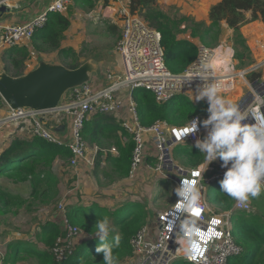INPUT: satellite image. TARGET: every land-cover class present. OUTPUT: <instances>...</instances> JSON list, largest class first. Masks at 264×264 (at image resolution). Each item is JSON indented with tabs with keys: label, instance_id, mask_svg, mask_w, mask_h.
<instances>
[{
	"label": "built area",
	"instance_id": "obj_1",
	"mask_svg": "<svg viewBox=\"0 0 264 264\" xmlns=\"http://www.w3.org/2000/svg\"><path fill=\"white\" fill-rule=\"evenodd\" d=\"M11 1L0 0V6L9 7ZM72 1L50 0L40 13L24 23L0 26V47L11 48L30 40L34 32L46 23L49 13H63ZM113 1L120 21V36L116 47L120 57V70L113 72L107 69L104 74L107 84L98 89H93L89 82L69 89L62 99L64 102H60L55 109L9 108L8 113L0 118V126L28 121L33 135L68 146L71 153L68 158L69 165L74 169L86 162L87 143L83 138L82 129L87 115L96 112L114 115L133 141L129 177L138 176L146 165L149 171L172 180L176 188L181 179L193 178V173H200L198 179L206 207L203 214L196 219L204 229L212 227L219 233L217 237L204 244L206 250L203 251L202 256L196 261H189L184 254L185 237L180 229V223L187 214L175 208L178 199L176 196L167 209L156 213L152 222L149 220L131 237L130 245L133 253L126 260L127 264H173L177 259L192 264H228V259L241 254L243 247L233 238L229 224L230 213H214L203 197L206 189L204 185L215 179L221 180L226 169L221 168L222 162L218 163L216 169L209 164L183 169L173 162L170 153L172 147L177 144L195 145L197 139H203L205 128L199 122L207 117L193 116L183 126H172L160 119L150 125H142L132 93L135 89L144 88L154 94L158 103H166L176 95L196 94L197 86L203 83L200 78V64L202 61L211 60L215 63L216 70L206 75H209L210 79L223 80L227 86V91L224 93L233 91L236 80L246 79L248 72L259 73L257 78L252 82L249 81L248 89H242L240 96L235 100L242 109L247 108L249 117L245 122L254 123L252 117L264 120V60L249 69L238 70L232 44L222 41L214 48L199 44L195 60L182 73H172L165 65L160 32L150 27L139 14L132 12L128 0ZM189 80L191 82H188ZM202 101L207 104L206 100ZM52 113H55L52 119L56 125L65 115L71 117L70 142L59 141L51 133L47 121ZM192 120H198V127L194 133L187 134L184 128L190 127ZM113 149L116 152V149ZM147 156L153 157L152 164H145ZM169 171L172 175L168 173ZM173 172L176 175H173ZM207 173L215 174L211 178H206ZM58 208L62 212L60 221L63 233L56 238L51 252L56 261H64L73 253L80 230L67 220L62 203ZM234 209L249 213L251 203L243 205L235 201ZM213 220L216 221L215 224H212Z\"/></svg>",
	"mask_w": 264,
	"mask_h": 264
},
{
	"label": "trees",
	"instance_id": "obj_2",
	"mask_svg": "<svg viewBox=\"0 0 264 264\" xmlns=\"http://www.w3.org/2000/svg\"><path fill=\"white\" fill-rule=\"evenodd\" d=\"M72 2L89 9L94 8L96 4V0H73ZM128 2L132 12L139 14L150 27L160 32L165 65L172 73H182L195 60L197 45L193 39L199 40V43L203 45L220 43L223 34L220 20H225L233 29V41L244 53L248 52V47L240 33V26L257 20L263 23L253 24L251 29L264 33V0H219L209 10V24L201 23L203 27L199 30L194 26L189 27L190 39L178 36L179 24L184 21L179 19L175 21L174 18L156 8L154 0H128ZM73 8V5H69L65 13H49L46 23L34 32L29 46L23 45L6 51L3 55L5 61L3 72L12 77L25 74V61L34 54L38 56L57 51L66 58L76 57L74 49L61 47L64 35L71 25L70 17L73 14ZM246 11L251 12L249 19H246L243 14ZM81 64L82 62L77 60L63 63L70 69L77 68ZM258 76L257 72L246 74L250 82ZM132 96L137 104L138 117L142 125H150L153 121L160 119L172 126H183L193 116H205L208 108L205 102L193 103L185 95H176L166 103H158L154 94L144 88L135 89ZM82 135L90 146L98 148L93 162L95 175L102 168L103 161L118 178H126L129 175L133 141L114 115L96 112L86 117ZM124 138L127 140L125 141ZM110 145L116 148V154L101 151ZM175 153L182 156L183 162L189 167L197 166L205 160L204 154L190 143L176 146ZM70 155V149L66 144L53 143L35 135L29 139L15 137L0 153V175L4 174L13 181H29L32 187L31 194L51 203L58 194L57 178L52 171L53 163L56 159H68ZM218 181V179L212 180L208 185L209 189L216 187ZM217 198L227 200L228 205L233 201V198L224 195L221 190L212 199L218 200ZM19 199H21L20 196L11 194L0 186L1 206H7L10 202ZM64 210L67 220L87 235L86 239L75 246L73 253L67 259L56 261L51 252L56 238L63 233L60 224L51 220L41 225L40 232L37 234L38 241L43 245L41 248L31 241L15 240L8 245L10 259L7 258L5 262L15 264V257L22 252L33 257L35 264H104L103 254L96 252L100 241L96 236L95 226L98 220L108 216L114 229L108 242L111 243L113 236L117 233L122 237L120 246L114 249V255L118 257L119 264H122L132 256L131 237L148 222L150 217L149 210L138 201H126L115 210L101 207L97 203L84 206L67 203L64 205ZM237 219L236 227L242 233L235 242L243 247V252L230 257L228 264H264V218L241 212ZM180 262V264H192L183 260Z\"/></svg>",
	"mask_w": 264,
	"mask_h": 264
},
{
	"label": "rangeland",
	"instance_id": "obj_3",
	"mask_svg": "<svg viewBox=\"0 0 264 264\" xmlns=\"http://www.w3.org/2000/svg\"><path fill=\"white\" fill-rule=\"evenodd\" d=\"M216 1L217 0H154V6L162 10L171 18H174L175 21H178L177 19L184 21L182 24H179L178 36L187 38L190 34L189 27L194 26L199 30L203 27L201 26V23L209 24L207 16L210 8L216 4ZM25 3H32L30 8L32 11H35V5L36 3H40V0H25ZM70 5L74 6L73 14L70 17L71 25L64 35L61 47H70L74 49L77 54L76 57L66 58L57 51L49 52L39 58L32 55L30 57L32 59H29V65H26V69H34V67L38 66L41 61L61 64L60 62L64 63L66 61L71 62L77 60L82 63H92L96 66L97 72L100 69V75H103L107 69L115 71L117 69L116 63L118 54L116 47L120 36V21L118 20L116 4L114 1L96 0L95 7L92 9L80 7L74 2ZM8 8L9 7H7V11ZM66 9L63 13L66 12ZM243 14L245 15V12ZM1 17L2 15L0 18ZM245 18L249 19L247 17ZM247 23L240 26L239 30L242 36L243 32H241V27L247 25ZM214 33L216 32L214 31ZM250 33L257 38L256 33ZM244 35L247 34L244 33ZM259 37L260 36H258V38ZM232 44L235 51V59L237 58L238 61L237 67L239 68L241 67V60L245 57V55L248 57L249 55L240 50L238 45H235L234 41H232ZM245 44L247 46L246 40ZM206 46L214 48L217 45ZM245 63H247V60ZM127 93L128 91L125 92V94ZM229 93H234V96L238 98L241 94V86H237L236 83L235 89ZM64 97L65 96L63 95L62 99ZM62 99L61 102H64ZM3 111L0 104L1 118L6 115ZM92 114L93 113H90L87 117L92 116ZM52 115H55V113H52L50 117L48 116L50 119L47 121L51 129V133L59 141L66 140V143L70 142L71 117L69 115H65L64 118H67L66 120L63 119V122H66L67 124L66 128L68 131V138L64 139L63 134L57 133V131L54 130L56 124L54 119H52ZM15 137L25 139L34 137L32 127L28 121L15 124L9 123L0 126V153L7 148V146H9L11 140ZM4 138L6 140H4ZM6 143L8 144L7 146ZM173 147L170 152L173 162L183 169H191L192 167H188L183 162L184 158L175 153V149H173ZM113 148L115 147L110 145L108 147H104L101 151L103 153L109 152L111 154H116L117 150L115 152ZM97 150V147H92L87 144L86 162H84L85 164L81 163L85 174L83 171L79 174V177L82 178L84 182L82 186L81 183H79V186L74 190L75 192L72 195L71 202L69 203H75L80 206L97 203L101 207L109 210H115L120 208L126 201H138L149 210L150 217L148 218V222L149 220L152 222L156 213L167 209L174 202L176 198L174 182L172 180L165 179L161 174L155 173H152L150 178L142 181L145 186H139L131 192L128 191L127 194L124 195L125 197L128 195L127 199L122 200L123 198H120L117 195L118 193H123V191H121L123 184L120 183L121 181L119 182L121 178H118L111 172L106 162H102V168L98 170V174L95 175L93 173V162ZM218 162L222 161L218 158L217 161L214 162L215 169L218 166ZM52 171L57 178L56 191H58V194L51 203H47L40 198H37L35 195H32V187L29 181H13L12 179L5 177L4 174L0 175V186H2L3 189H7L11 194L21 197L19 200L10 202L7 206L0 205V264H7L5 261L7 258L8 260L10 259L8 255L10 251L8 245L15 240L31 241L34 242L37 247H40V245L42 247L43 245L37 239V234L40 232L41 225L53 220L51 214H53L55 208L57 209L58 203H67L66 199L62 198L64 195H67L68 197L71 196L69 193L70 190L77 185L75 183L77 176L69 165V160L56 159L53 163ZM142 171V175H144L145 170L143 169ZM168 173L171 174L170 171ZM214 174L215 173H207L205 177L211 178ZM173 175H176V173L173 172ZM149 181L150 183H148ZM219 181L217 182V185L220 187ZM204 186L206 187L205 193L211 194L213 192L212 188L209 189V186ZM223 194L227 195L225 193ZM234 203V199L232 203L228 205L229 202L227 200L219 198L214 204H212L211 207L216 213H230V229L234 240H236V238H240L242 233L236 227V222L238 221L237 217L240 216L241 212L234 210ZM250 203L251 211L249 214L259 215L264 218V193H262L259 198L250 199ZM56 222L62 227L60 220H56ZM86 238L87 235L80 230L79 235L76 238L75 245ZM179 260L181 261V259L175 260L178 261L176 264L181 263ZM14 261L15 264H35L33 257L22 252L15 257ZM122 264L127 263L124 261Z\"/></svg>",
	"mask_w": 264,
	"mask_h": 264
},
{
	"label": "clouds",
	"instance_id": "obj_4",
	"mask_svg": "<svg viewBox=\"0 0 264 264\" xmlns=\"http://www.w3.org/2000/svg\"><path fill=\"white\" fill-rule=\"evenodd\" d=\"M216 65L211 60L200 64L203 83L197 86L196 101L206 100L208 104L207 119L202 126L207 130L203 139H197L195 147L203 153L209 163L218 158L221 168L226 169L219 181L220 190L233 198L238 204L247 205L252 198H259L264 193V120L254 119V123H246L249 115L247 108L231 97L223 95L227 86L223 80L210 79ZM188 82H191L189 80ZM198 120H192L190 127H185L187 134L194 133ZM200 173H193V178L181 179L174 189L178 197L175 208L187 214L181 221L180 229L185 237L184 254L189 261H196L202 256L204 244L217 233L212 227L204 229L196 219L205 211L202 200ZM216 221L213 220L212 224ZM96 236L100 241L97 253L103 254L104 264H119L114 249L120 246L121 235L117 233L109 243V237L114 229L108 216L97 221Z\"/></svg>",
	"mask_w": 264,
	"mask_h": 264
},
{
	"label": "crops",
	"instance_id": "obj_5",
	"mask_svg": "<svg viewBox=\"0 0 264 264\" xmlns=\"http://www.w3.org/2000/svg\"><path fill=\"white\" fill-rule=\"evenodd\" d=\"M219 0L216 1V3L218 2ZM50 2V0H40V3H36L35 5V11H32L31 10V5L32 3H25V0H12L11 3H10V6L8 8V11L6 13H3L2 14V17L0 18V26H5V25H9V24H19V23H24L25 21L31 19L32 17L36 16L38 13H40L45 7L46 5ZM209 14V13H208ZM250 15H251V12L250 11H246L245 12V17L247 18H250ZM209 19V17L207 16V20ZM209 21V20H208ZM256 23H263V22H260V21H250L249 23H247V25H244L243 27H241V32H243V36L245 37V40L247 42V47H248V52L247 54L249 55L246 56L241 60V67H237V64H238V61H237V58L235 59V64H236V67L238 70H242V69H249L252 65L254 64H259L261 61L264 60V33L263 31H260V32H257L255 30H252L251 26L253 24H256ZM220 26L221 28L223 29V34L221 36V39H220V42L222 41H226L228 42L229 44H232V41H233V29L229 27V25L226 23L225 20H220ZM244 27H245V30H244ZM250 32H253V33H256L257 34V38H255ZM244 33H246L247 35H244ZM258 36H260L258 38ZM182 38V37H181ZM188 39H190V36L187 37ZM31 40V39H30ZM30 40H27V41H23L21 43H19L17 46H14V47H11V48H15V47H21L23 45H26V46H29L30 44ZM193 41L196 43V45L198 46L200 43H199V40L197 39H193ZM252 43V45H251ZM233 46V44H232ZM238 47L240 48L241 50V47L238 45ZM11 48H2L0 47V73L4 71V67H5V61L3 59V55L6 51H8L9 49ZM118 54V53H117ZM46 54H40V55H33L35 56L36 58H39L41 56H44ZM32 56V55H31ZM30 56V57H31ZM252 58H251V57ZM255 56V58H254ZM28 58L26 61H25V70L24 72H27L29 71L30 69H26V65H29V59H32V58ZM34 60V59H33ZM32 60V61H33ZM247 60V63H245V61ZM28 62V63H27ZM27 63V64H26ZM61 64H63V62H60ZM36 67V66H35ZM34 67V68H35ZM243 67V68H242ZM264 67V66H263ZM116 70L113 71V72H118L121 68V63H120V57L118 55V58H117V63H116ZM33 69V68H32ZM110 70V69H109ZM263 71H264V68H263ZM96 73H92L91 76H90V80H89V85L93 88V89H98L104 85L107 84V81L105 79V76L104 74L103 75H100V69L98 70L97 72V69L95 70ZM237 86H241V90L242 89H248V79L246 77V79H238L237 80ZM185 96H187L193 103H196V102H199V101H196L194 99L195 95L196 94H184ZM224 95L226 96H229L231 97L234 101L237 99L235 96H234V93H224ZM236 98V99H235ZM202 101V100H200ZM0 104H1V107H2V111L4 112V114L8 113V110H9V106L3 101V99L0 97ZM3 117V116H2ZM89 117V116H88ZM205 117H208V112L206 113ZM1 118V117H0ZM67 117L63 118L64 120H66ZM71 123V122H70ZM15 124V123H14ZM66 122L64 123L63 120L55 126L54 130L57 131V133H60V134H63L64 135V139L68 138V131H67V128H66ZM70 127V126H69ZM125 130V129H124ZM59 131V132H58ZM126 131V130H125ZM127 132V131H126ZM206 132L207 130L204 129V134L203 136L206 135ZM128 133V132H127ZM129 134V133H128ZM6 138V137H5ZM8 139V138H6ZM124 140L126 141L127 139L124 138ZM66 141V140H65ZM88 144V143H87ZM185 143H180V144H177L173 147V149H175L176 146H181V145H184ZM8 144L6 143V146ZM89 145V144H88ZM90 146V145H89ZM8 147V146H7ZM92 147H95V146H92ZM97 147V146H96ZM180 156V155H179ZM217 161V160H216ZM214 162H211L209 163V161H207L206 159L200 163V164H209V165H213L214 166ZM153 163V157H150V156H147L146 157V162L145 164H152ZM219 163V162H218ZM84 164V163H83ZM198 164V165H200ZM197 165V166H198ZM189 167V166H188ZM192 168L196 167V166H190ZM143 169L145 170V174L142 175L143 171L138 175L136 176L135 178H130L129 175L126 177V178H121L119 180V182L121 184H123V186L121 187V191H123V193H118L117 195L120 197V198H123L122 200L124 199H127V197H125L124 195L127 194L128 191H133V189H136L137 187L139 186H145L144 182H142L143 180L145 179H148L150 178V175L153 173L151 171L148 170L147 166L144 165L143 166ZM142 169V170H143ZM73 171L75 172L77 178L75 180V183L77 184L73 189L70 190V197H68L67 195L63 196L62 198L66 199L67 203L71 202V199H72V195L74 194V190L78 188L79 186V183H81V186L83 185V182L84 180L82 178L79 177V174L83 171V173L85 174V171H84V168H83V165L80 164L79 166H77L76 168L73 169ZM154 174V173H153ZM150 183V181L148 182ZM147 183V184H148ZM135 184V186H134ZM210 184V183H209ZM207 184V186L209 185ZM220 191V187L217 185L216 187L213 188V192L211 194H208V193H205L206 192V189L204 191V194H203V197L205 198V201L207 203V205L209 206V208L213 211L212 209V204L215 203L216 200L212 199L213 197H216V195L218 194V192ZM136 193V192H135ZM74 198V197H73ZM219 199V198H217ZM63 204V202H60ZM58 203L57 204V209L55 208L54 211H53V214L52 215V218L53 220H60L61 218V215H62V212L59 210L58 208V205L60 204ZM66 203V205H67ZM65 205V204H63ZM235 210V209H234ZM214 213L215 210L213 211ZM55 220V221H56ZM42 244V243H41ZM40 248H41V245H40ZM128 259V258H127ZM125 262L127 263L128 261L125 260Z\"/></svg>",
	"mask_w": 264,
	"mask_h": 264
},
{
	"label": "water",
	"instance_id": "obj_6",
	"mask_svg": "<svg viewBox=\"0 0 264 264\" xmlns=\"http://www.w3.org/2000/svg\"><path fill=\"white\" fill-rule=\"evenodd\" d=\"M6 11L5 5L0 6V16ZM95 70L96 66L89 62L70 69L63 64L41 61L34 69L18 77L1 72L0 97L11 109L52 110L69 89L89 82ZM203 120L205 118L200 122Z\"/></svg>",
	"mask_w": 264,
	"mask_h": 264
}]
</instances>
